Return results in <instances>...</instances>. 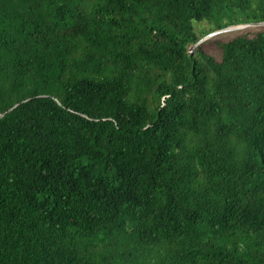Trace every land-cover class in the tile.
<instances>
[{
    "label": "trees",
    "instance_id": "16d2710c",
    "mask_svg": "<svg viewBox=\"0 0 264 264\" xmlns=\"http://www.w3.org/2000/svg\"><path fill=\"white\" fill-rule=\"evenodd\" d=\"M261 22L264 0H0V264H264V26L195 47Z\"/></svg>",
    "mask_w": 264,
    "mask_h": 264
},
{
    "label": "water",
    "instance_id": "95a60500",
    "mask_svg": "<svg viewBox=\"0 0 264 264\" xmlns=\"http://www.w3.org/2000/svg\"><path fill=\"white\" fill-rule=\"evenodd\" d=\"M248 26H264V22H261V23H251V24H246V25H238V26H231V27H227V28H224V29H221V30H218V31H215L213 33H210L208 34L207 36H205L204 38H202L196 45L198 46L199 44L203 43L205 40L215 36V35H218L220 33H223V32H227V31H231V30H236V29H241V28H244V27H248Z\"/></svg>",
    "mask_w": 264,
    "mask_h": 264
},
{
    "label": "rangeland",
    "instance_id": "374dc122",
    "mask_svg": "<svg viewBox=\"0 0 264 264\" xmlns=\"http://www.w3.org/2000/svg\"><path fill=\"white\" fill-rule=\"evenodd\" d=\"M207 22H203L202 24L201 23H195V28L199 31L201 29V27H203L204 29H210L212 26L206 24ZM205 51H207L208 53H213L214 55H216V57H220V53H219V48L217 47L216 44L214 43H208L206 46H205Z\"/></svg>",
    "mask_w": 264,
    "mask_h": 264
}]
</instances>
